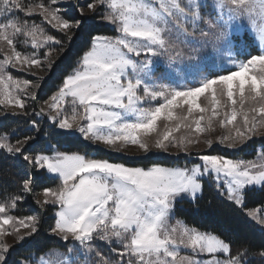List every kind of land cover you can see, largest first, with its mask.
<instances>
[{
  "label": "snow or ice",
  "instance_id": "6c2138e0",
  "mask_svg": "<svg viewBox=\"0 0 264 264\" xmlns=\"http://www.w3.org/2000/svg\"><path fill=\"white\" fill-rule=\"evenodd\" d=\"M90 20L118 35L92 36L41 105L43 77L19 79L10 69L51 72L53 52L62 54ZM209 47L227 53L232 68L210 57L184 73L172 67ZM0 53V264H264V243L176 217L185 203L199 211L207 182L264 233V208L246 203L264 197V146L253 159L201 153L200 163L189 151L218 143L243 152L264 137V0H0ZM161 65L167 70L157 77ZM177 76L190 86H178ZM217 128L222 134L213 138ZM181 129L189 135H175ZM62 141L79 151H61ZM129 147L174 148L189 160L130 167L95 156ZM53 180L57 187L46 186ZM28 197L45 212L55 209L46 231L64 251L24 254L44 231L43 212L15 214Z\"/></svg>",
  "mask_w": 264,
  "mask_h": 264
},
{
  "label": "trees",
  "instance_id": "16d2710c",
  "mask_svg": "<svg viewBox=\"0 0 264 264\" xmlns=\"http://www.w3.org/2000/svg\"><path fill=\"white\" fill-rule=\"evenodd\" d=\"M89 2V1H88ZM73 15L78 16L79 13L73 12ZM39 23V18H37ZM47 31L50 34L56 36H61V33L56 32L50 26H45ZM108 35L116 36L118 33L113 30V28L106 23H103L99 20L92 21L90 20L83 28L80 30L75 39H72L71 43L65 45V50L61 58L53 64L51 77L42 83L40 90L38 92V97L40 103L48 101L49 97L53 95L58 85L61 82V79L66 74L70 73L78 64L80 57L88 49L91 42V37L94 35ZM59 46H57L58 48ZM22 51L32 50L30 46L27 48L21 47ZM53 54H59L58 51L53 52ZM10 72L19 79H28L32 80L31 77L25 75L23 72H18L10 70ZM38 107V106H37ZM39 108V107H38ZM15 117H10V120H15ZM61 151L75 152L79 151L77 147L67 142H61L58 145ZM223 155L229 158L238 157V156H253V153H230L223 151L221 149H216L211 151V154ZM96 158L108 159L111 162L123 163L126 166L130 167H145L148 166L151 162H158L164 166H172L173 164L179 163L183 165L187 158L180 157L178 159L159 157L156 155H149L140 159H131L123 156H119L113 153H110L106 150L95 153ZM195 162V161H192ZM207 180V179H205ZM59 181H50L46 186L55 188L57 187ZM41 189H37L40 191ZM8 191H15V186L12 184L8 185ZM205 200L201 202L199 211L194 210L189 204L185 203L178 206L176 212V217L183 219L190 227H196L201 231L213 232L225 236L228 239L232 240H246L253 246H259L264 243V233L259 231V226L256 225L253 221H250L246 216H244L238 209H235L234 206H231L228 201L224 200L221 197H215V190L210 188L205 183ZM214 197V198H213ZM213 198L212 205L209 206L207 200ZM249 208L254 207H264V197L256 195L255 198L249 197L246 201ZM33 210L37 212H43V228L44 231L41 233L38 244H34L30 249L25 251L24 254H28V251L33 253L37 252L39 249L41 252L46 250L49 247H62L63 242L59 241L57 237L51 236L46 231L54 223L53 213L55 209L49 211H43L35 205L31 197L26 198L22 202V206L15 212L16 215H26L30 214ZM31 239V238H29ZM20 247V246H17Z\"/></svg>",
  "mask_w": 264,
  "mask_h": 264
},
{
  "label": "rangeland",
  "instance_id": "374dc122",
  "mask_svg": "<svg viewBox=\"0 0 264 264\" xmlns=\"http://www.w3.org/2000/svg\"><path fill=\"white\" fill-rule=\"evenodd\" d=\"M88 1L89 0H79V2L81 4L86 3ZM76 11L79 13L78 10H75L73 12H76ZM109 26H111V25H109ZM53 30H55V29H53ZM76 36H74L72 39H75ZM5 48H6V46H5ZM31 51L32 50L27 51V52H31ZM41 51L43 52L44 49H41ZM62 55H63V53L62 54L59 53L57 55L52 54V57H51V59L53 61L52 67H53V64L55 62H57L61 58ZM2 56H3V54L0 53V58H2ZM202 57H210V58H212L214 60V62H217V63H220V64L224 65V70L232 68V66L228 63L229 57H228L227 53L219 54V53L215 52L211 47L206 48V49L202 50L200 53H198L197 54V59H194V60H191V61L185 60L183 63H177V64L173 65L172 67L175 68L177 72L184 73L185 68H186V66L188 64H196V63L199 62V58H202ZM46 67H47V65H46ZM10 70L17 71L16 69H10ZM165 70H167L166 65H161L160 66V71L157 72V77H159L161 75V73L163 71H165ZM18 72L25 73V75H27V76L32 78V80H30V81H33V82H35L38 77H43L41 85H42V83H44L46 80H48L51 77V73H52V72H48V71H40L39 69H36V68H33L30 71H18ZM32 73H35V75H33ZM163 82L167 83L168 81L165 80ZM176 82H177L178 86H185V85L190 86V85L187 84L186 78H181L180 76H177ZM39 90H40V88L38 90H36L37 94H38ZM209 99H210V96H209ZM201 101L203 102V98H201ZM153 103L155 104L156 102H153ZM40 104L43 105L44 102H42ZM39 106L40 105H38V107ZM8 111L11 112L12 110L9 109ZM196 115H198V114H196ZM162 124H163V122H161V125ZM221 134H222V130L217 128V131L215 133H213L212 136H213V138H215L216 136H219ZM75 135H76V137H79V133H76ZM175 135H177V136L189 135V132H188V130L181 129V131L179 133H175ZM191 138L195 139L196 136L193 134ZM200 139H203V137H200ZM262 139H264V137H261V138L254 137L253 141H249L248 142L249 146L245 147L244 152L247 153V154L248 153H253V152L256 151L257 148H260V147L264 146V145L261 144V140ZM100 147H102V146H100ZM216 149H221L223 151H227V152H230V153H238V152H240L239 151V147L237 149H228L224 145H220L218 143H214L212 148L209 149L203 143H201V144H198V145L190 146L189 151L192 153L191 163H200V161L195 159V157L198 154L211 153V151L216 150ZM106 151H108L110 153H113V154H116V155H119V156L131 158V159H140V158H143V157H146V156H149V155H156V156H159V157L172 158V159H178L180 157H184V158H187L189 160L188 156H186L183 152H178L174 148L171 149L170 153H155V154H153V153L144 154L138 148H135V147H129L127 150H125L123 152H120V153L113 152V151H110V150H106ZM215 155H218V154L216 153ZM254 157H255V154L253 156H249V157L238 156L236 158L235 157H232V158L233 159H253ZM192 161H195V162H192ZM205 179H207V178H205ZM38 198L42 199V197H38ZM32 200L35 203L34 199H32ZM37 207L39 208L38 205H37ZM262 208H264V207H262ZM23 231H25V230H22V232ZM5 239H6V242H8L9 244L14 245L15 247L20 246L19 244L16 243L14 237H6ZM60 250L64 251L62 248H60Z\"/></svg>",
  "mask_w": 264,
  "mask_h": 264
}]
</instances>
